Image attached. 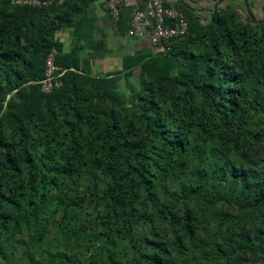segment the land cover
<instances>
[{"label": "trees", "instance_id": "16d2710c", "mask_svg": "<svg viewBox=\"0 0 264 264\" xmlns=\"http://www.w3.org/2000/svg\"><path fill=\"white\" fill-rule=\"evenodd\" d=\"M75 1L0 0V264H264V22L181 6L183 38L93 77L54 38Z\"/></svg>", "mask_w": 264, "mask_h": 264}, {"label": "crops", "instance_id": "0c3cea01", "mask_svg": "<svg viewBox=\"0 0 264 264\" xmlns=\"http://www.w3.org/2000/svg\"><path fill=\"white\" fill-rule=\"evenodd\" d=\"M83 1H75L82 9L56 30L54 38L60 44L61 54H72L77 58L85 74L104 77L124 73L130 64L137 63L141 57L156 53V48L147 39L127 36L131 19L129 6H124L119 20H114L111 12L105 7L104 0H90L87 3ZM164 1L167 6L175 9L181 10V6H184L180 0ZM186 2L190 9L186 8L197 14L211 11L215 3L212 0ZM229 2H233L240 14L246 9L241 0L225 1L218 7L225 8ZM250 2L255 16H264V0ZM41 17L58 21L57 14L52 11L43 13ZM139 72V68L135 67L134 78Z\"/></svg>", "mask_w": 264, "mask_h": 264}, {"label": "built area", "instance_id": "2783aa9c", "mask_svg": "<svg viewBox=\"0 0 264 264\" xmlns=\"http://www.w3.org/2000/svg\"><path fill=\"white\" fill-rule=\"evenodd\" d=\"M67 0H10L15 7L48 8L62 6ZM114 20H119L124 6L131 11L127 36L147 39L158 50L169 42L183 38L190 23L180 9L169 7L164 0H104ZM59 51L52 48L45 58L44 78L39 82L43 93H51L62 86L64 71L56 64Z\"/></svg>", "mask_w": 264, "mask_h": 264}, {"label": "water", "instance_id": "95a60500", "mask_svg": "<svg viewBox=\"0 0 264 264\" xmlns=\"http://www.w3.org/2000/svg\"><path fill=\"white\" fill-rule=\"evenodd\" d=\"M180 1H181V3H182L185 7H187L188 9H190V6H189L188 3L186 2V0H180ZM225 1H237V0H219V1H217V2H215V3L213 4L214 9H217L218 6H219L220 4H222L223 2H225ZM241 1L244 2L245 7H246V9H247V12H248V14H249L251 20H253V21H255V22H264V19H262V20H258V19L256 18L255 13H254V10H253V6H252L250 0H241Z\"/></svg>", "mask_w": 264, "mask_h": 264}, {"label": "rangeland", "instance_id": "374dc122", "mask_svg": "<svg viewBox=\"0 0 264 264\" xmlns=\"http://www.w3.org/2000/svg\"><path fill=\"white\" fill-rule=\"evenodd\" d=\"M258 19V17H256ZM242 19L246 20L245 13L242 11ZM124 88V87H123Z\"/></svg>", "mask_w": 264, "mask_h": 264}]
</instances>
